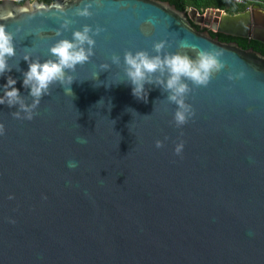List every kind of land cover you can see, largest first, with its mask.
I'll list each match as a JSON object with an SVG mask.
<instances>
[{
  "label": "water",
  "instance_id": "obj_1",
  "mask_svg": "<svg viewBox=\"0 0 264 264\" xmlns=\"http://www.w3.org/2000/svg\"><path fill=\"white\" fill-rule=\"evenodd\" d=\"M85 4L89 17L76 14ZM193 22L264 44L257 3L202 14L161 0L0 2L15 46L0 96L11 76L31 105L24 57L55 60L50 48L85 25L95 41L89 62L69 73L73 96L51 85L32 120L0 104V264H264V55ZM160 41L161 56L206 51L223 65L207 85L184 79L195 115L180 128L155 83L167 71L149 76L147 102L127 83L125 53L155 56Z\"/></svg>",
  "mask_w": 264,
  "mask_h": 264
},
{
  "label": "clouds",
  "instance_id": "obj_2",
  "mask_svg": "<svg viewBox=\"0 0 264 264\" xmlns=\"http://www.w3.org/2000/svg\"><path fill=\"white\" fill-rule=\"evenodd\" d=\"M91 7V4H85L82 8L78 7L76 14L81 17H89L92 15ZM67 24L68 21H65L62 26L67 27ZM101 31L102 29L97 27L95 34L98 35ZM90 32H92L91 26L85 25L82 30L73 33L72 40H59L50 48V53L56 58L55 60L49 59L41 63L39 60L32 61L30 56L26 55L24 60L28 62V70L23 72L22 86L30 89L29 95L34 98L33 103L26 105L22 101L20 90L15 87L17 81L11 76H7V82L2 86L4 95L0 96V104L6 103L10 108L18 104L19 110L14 112L13 116L21 119L20 113L24 112L26 115L23 119L32 120L34 110L39 106L41 98L51 94L49 91L51 85L59 84L66 95L73 96L71 85L75 82V79L69 73L74 72L77 65L89 62L90 57L94 55L93 46L95 41L89 35ZM13 41L14 35L6 31L3 25H0V76H4L5 72H11L12 70L7 61L8 58L15 55ZM164 46V41L154 44L157 53L155 56H150L145 51H138L134 54L126 52L124 55L125 73L127 83L131 85L132 95L138 100L147 102L145 84L153 83L149 76L157 71L161 73L167 71L168 78L166 81L158 79L155 83L169 93L168 101L177 106L173 122L177 128H180L195 115L192 106L185 102V96L190 89L183 82L184 79L191 80L197 86L207 85L210 74L213 71H219L223 65L218 62L211 52L206 51L198 52L195 59L190 58L187 54L181 55L179 53L161 56L159 53ZM111 60L113 63L118 64L120 57L113 54ZM100 67L106 69L108 65L103 64ZM93 79H98V74ZM4 132L5 127L0 123V135H3ZM155 146L157 148L163 147V141L156 140ZM183 147L184 142L181 141L175 147V154L179 155Z\"/></svg>",
  "mask_w": 264,
  "mask_h": 264
},
{
  "label": "trees",
  "instance_id": "obj_3",
  "mask_svg": "<svg viewBox=\"0 0 264 264\" xmlns=\"http://www.w3.org/2000/svg\"><path fill=\"white\" fill-rule=\"evenodd\" d=\"M45 4H51L55 0H40ZM169 2L175 5L181 11H187L190 8L197 9L200 13H204L208 9H221L228 13L236 14L245 11L251 5L257 3L264 8V0H242L243 3H236L233 0H161ZM197 29L200 30V26L193 24ZM205 31V30H204ZM214 38H218L222 42L226 43H238L244 49L253 48L264 55V44L253 39L239 38L231 35L222 33H216L210 31Z\"/></svg>",
  "mask_w": 264,
  "mask_h": 264
},
{
  "label": "built area",
  "instance_id": "obj_4",
  "mask_svg": "<svg viewBox=\"0 0 264 264\" xmlns=\"http://www.w3.org/2000/svg\"><path fill=\"white\" fill-rule=\"evenodd\" d=\"M2 1H13V2H16V3H19V4H23L24 2H26V0H0V2ZM29 2L33 3L35 1H40V0H28ZM234 2L236 3H243L242 0H233Z\"/></svg>",
  "mask_w": 264,
  "mask_h": 264
},
{
  "label": "rangeland",
  "instance_id": "obj_5",
  "mask_svg": "<svg viewBox=\"0 0 264 264\" xmlns=\"http://www.w3.org/2000/svg\"><path fill=\"white\" fill-rule=\"evenodd\" d=\"M203 14V13H202ZM213 16V15H211ZM213 18V17H212ZM200 27L204 30H209V31H212V29L210 27H206L205 25L201 24Z\"/></svg>",
  "mask_w": 264,
  "mask_h": 264
},
{
  "label": "flooded vegetation",
  "instance_id": "obj_6",
  "mask_svg": "<svg viewBox=\"0 0 264 264\" xmlns=\"http://www.w3.org/2000/svg\"><path fill=\"white\" fill-rule=\"evenodd\" d=\"M193 24L197 25L195 22H193ZM198 26H200V25H198ZM200 30L204 31V29H202L201 27H200Z\"/></svg>",
  "mask_w": 264,
  "mask_h": 264
},
{
  "label": "bare ground",
  "instance_id": "obj_7",
  "mask_svg": "<svg viewBox=\"0 0 264 264\" xmlns=\"http://www.w3.org/2000/svg\"><path fill=\"white\" fill-rule=\"evenodd\" d=\"M211 15H213V14H211ZM211 17H213V18H214V16H211Z\"/></svg>",
  "mask_w": 264,
  "mask_h": 264
}]
</instances>
